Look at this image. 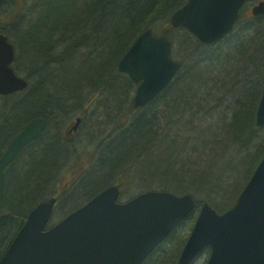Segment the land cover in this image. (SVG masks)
I'll return each mask as SVG.
<instances>
[{"label": "trees", "instance_id": "trees-1", "mask_svg": "<svg viewBox=\"0 0 264 264\" xmlns=\"http://www.w3.org/2000/svg\"><path fill=\"white\" fill-rule=\"evenodd\" d=\"M47 1L44 0L45 4ZM56 1L58 9H53L50 16L40 15L24 28L17 18L4 29L11 20L0 19V30L11 37V28L20 33L27 29L32 54L29 58L19 56L16 68L29 63L33 67L31 73L39 78L33 84L27 76V90L0 95V152L33 116L48 118L47 129L10 167L15 184L8 172L0 209L7 208L13 215L0 229V258L24 223L26 208L56 191L51 188L47 192V185L58 177L65 157L59 118L73 108L68 101L75 96L73 101L78 104L86 87L101 88L104 92L111 82L128 91L132 82L117 71V63L141 32L161 20L169 25L158 28L159 34L169 36L173 42L172 56L183 62L179 72L168 87L141 108L135 119L113 130L106 140L108 154H101L92 170L81 172L78 193L66 196L61 191L60 199L64 205H76L81 203L75 196L80 192L86 199L92 197L111 184L115 172L125 170L120 169L119 163L133 153L139 156L144 151L145 167L156 165L153 147H158L160 175L170 177L175 192L193 193L198 206L142 264H177L189 235L185 237V232L192 229L198 207L207 200V196H197V192L209 195L217 210H226L236 201L235 193L239 194L245 186L240 187L242 180L248 181L264 155V126L256 124L264 86V15L250 17L242 11L236 28L224 40L206 44L188 29L170 24L171 14L187 0H78L75 11L67 3L70 0ZM78 3L82 7H77ZM77 32L81 33L79 37ZM92 39L98 40L101 49L79 55L78 48ZM58 45L64 49L63 56H53ZM50 61L60 69L61 94L52 91L53 82L48 77L53 71L48 67ZM111 98L115 108H120V101ZM174 150L176 157L169 158L167 152ZM130 167L128 164V172ZM168 185L163 182L155 186L169 189Z\"/></svg>", "mask_w": 264, "mask_h": 264}, {"label": "water", "instance_id": "water-1", "mask_svg": "<svg viewBox=\"0 0 264 264\" xmlns=\"http://www.w3.org/2000/svg\"><path fill=\"white\" fill-rule=\"evenodd\" d=\"M246 0H188L171 15L173 26H184L199 40L214 43L236 26ZM264 14V0L253 6ZM172 41L144 30L118 63L137 87V107L152 101L173 80L182 62L171 56ZM15 46L0 31V94L23 90L28 80L12 63ZM78 117L69 132L78 129ZM257 125L264 126V89L257 109ZM47 126L35 117L0 155V201L5 190V167ZM119 187L112 185L74 210L56 225L46 228L56 198L40 202L28 215L0 259V264H141L144 259L196 207L188 193L148 190L125 203L117 202ZM9 214L0 216V229ZM206 246L212 251L207 264H264V156L237 198L218 212L204 202L178 264H191Z\"/></svg>", "mask_w": 264, "mask_h": 264}, {"label": "rangeland", "instance_id": "rangeland-1", "mask_svg": "<svg viewBox=\"0 0 264 264\" xmlns=\"http://www.w3.org/2000/svg\"><path fill=\"white\" fill-rule=\"evenodd\" d=\"M77 1L78 0H70L69 2L67 1V3L69 4L71 8H73L76 6ZM84 1H87V0H81V2H84ZM257 1L258 0H249L244 7L243 14L244 15L246 14L247 16L252 15L251 7ZM41 2H44V0H5V2L0 5V19L5 18L6 20H11V21L7 23L8 25H6L4 29L9 28L10 26L9 24H11L17 18L19 19L21 28L22 27L24 28V26L27 27L28 25L34 23L39 18L40 15H42V18L45 15L50 16L52 12L58 9V3L56 0H48L47 4H45L46 2H44V5H40ZM79 4L80 3H78L77 7L79 6L82 7V5H79ZM73 11H75V8H73ZM0 25H1V20H0ZM168 25H169L168 21L163 22L159 20L154 25L153 28L155 29L166 28L168 27ZM30 30L31 29H29V31ZM156 32L160 33L161 29L156 30ZM77 33L79 37L81 33L79 32ZM10 35H14L10 38L12 39V41H14L15 39L18 55L21 58H29V56L32 54V51H31V47L27 43V36H26L27 29L25 28V30L20 33L16 31L15 29L13 30L11 28ZM100 37L101 36H99L98 38ZM98 43L99 42L97 39L85 40L83 42L84 45L82 44L83 46H80V48H78L77 51L79 52V55L81 53L84 54V52H85L84 55L92 54L93 52L99 51L101 49V46H98ZM84 46L86 47L83 48ZM77 51L73 53L77 54ZM52 53H53V56H63L65 54L63 47L59 45L53 50ZM50 62L52 64L49 63L48 67H50L49 69L50 71L51 70L53 71L50 72V75L48 77H51L52 82H53L52 85L54 87L52 91L56 94H59V93L61 94L63 92L61 91L59 92V87H61L62 85L60 83V80H58V77L60 75V69H58V67L53 66L55 64L54 62L52 61ZM16 65H17V60L14 62V68L17 70V73L19 75L25 76V77L30 76L33 84L37 83L39 78L38 76L35 75L34 72L31 73L32 71L31 68H33V67H30L31 64L26 63V62L24 64L21 63L20 65H18L19 69L16 68ZM67 67L71 68L72 65L67 64ZM115 69H114V72L116 74ZM136 87H137L136 84H131L127 91V89L123 87L122 85L117 86L116 84H113L112 82L107 86L106 89H104V92H102L101 88L86 87L84 89V93L82 94L84 97L82 98L81 102L78 104L75 101H73L75 100L74 99L75 96H72V100L70 99V101H68V105L71 104L74 109L73 108L71 109L69 116H67L66 118H64L63 116L59 118L61 120V123L59 124L60 129L64 131L66 126L77 115H85L84 112L86 109H87L86 112H88V117L85 118L84 122L82 123L80 127L79 132L76 133L74 137H72L69 140H64L63 143L65 145L66 150H65L64 160L61 164L62 168L59 171L58 177H54L53 180L50 182V184L47 185V188H48L47 192H49L51 188H54V189H57L56 191L58 190L63 191V193L66 196H68L71 192H73L74 194L78 193L76 192V188L79 185V181L81 180V178H79V176L82 174L81 172L92 170V168L95 166V164L98 161V157L101 156V154L103 153L108 154L107 149L109 148L108 147L109 143L108 141L104 143L105 139H107L110 134L112 135L113 130L116 127H119L121 123L128 124L129 122H131L133 119L136 118L139 112L142 111V109H135L132 107L133 106V96H134ZM76 94L79 95V92L78 93L76 92ZM125 95H126V98L124 100V98L122 99V97ZM110 96L115 97L116 99L120 101L119 103L120 108L118 107L115 108L116 106L114 105V101ZM1 101L2 100H0V102ZM157 109L158 107L156 106L155 110ZM119 140H120L119 137L118 139L116 138V142H118ZM168 146L169 145L165 147L168 148ZM158 152H159L158 147L156 149L153 147V154H156V158H155L156 165L152 164V166H149V167H145V158L147 155L146 153H144V151L140 152L139 156L137 155L133 156L134 154L133 153L131 157H128V160L121 161L119 163L120 164L119 166L121 167L120 169H125V170H121L120 173L119 171L115 172V174L111 178V183L121 184L122 190L124 192V195L122 197L123 200H126L129 197L143 190H146V189H150V188L158 189V186H155V185H159V183H163V182H166L167 184H169L168 185L169 190L174 191L173 183L170 182L169 180L170 177L169 176L162 177L160 175L161 168L158 164V162H160V160L158 159ZM167 155H169V158H172V156L176 157L175 150L173 152L171 151L167 152ZM128 164H130L131 166L129 172L127 171ZM13 171L11 170L9 171V173L11 174L9 175L10 179L14 178L12 176L14 173ZM100 180H101V177L98 178V181ZM15 181H16L15 179H12L13 183ZM95 182H97V180ZM53 183H55L54 186H53ZM246 183H247V179L242 180L240 187H242ZM237 194L238 193H235L236 197H238L239 195ZM75 196H76V199H79V201L81 200L80 201L81 203L86 200V198L83 197L84 196L83 192H80L78 195H75ZM197 196H202V197L207 196L206 201H209V195L205 194L204 192H201V193L197 192ZM232 199L230 201H232ZM69 206L71 207L72 205H68V202L66 203V205H64L63 202L61 201L60 205L58 206L54 214L55 221L63 217L66 213H68ZM190 230L191 229L185 232V237L188 235V233H190ZM209 253H210V249L209 248L205 249V251L202 254H200V256L192 264H206L207 259L209 257Z\"/></svg>", "mask_w": 264, "mask_h": 264}, {"label": "bare ground", "instance_id": "bare-ground-1", "mask_svg": "<svg viewBox=\"0 0 264 264\" xmlns=\"http://www.w3.org/2000/svg\"><path fill=\"white\" fill-rule=\"evenodd\" d=\"M5 1H3V0H0V5L1 4H3ZM74 109V108H73ZM87 111V109L85 110V112L84 113H88V112H86ZM71 112V109H70V111L68 112V111H66V113H64V118H66L67 116H69V113ZM6 113H8V112H6ZM78 116V115H77ZM46 117V116H45ZM47 118V117H46ZM48 119V118H47ZM30 122V120H28V122H25V124L23 125V127H25L28 123ZM59 129H60V126H59ZM60 131V130H59ZM37 137V136H36ZM35 137V138H36ZM107 139H105V141H106ZM107 142V141H106ZM105 142V143H106ZM108 142H109V140H108ZM111 142V141H110ZM27 156L28 155H26V158H27ZM62 164V163H61ZM61 168H62V165L59 167V169H58V172L61 170ZM13 179V178H12ZM7 183H8V178H7ZM35 205H37V203L35 204ZM34 205V206H35ZM33 205H30L29 207H27L26 208V212L28 211V212H30V211H32L35 207H34ZM1 211H0V213H4V212H6V213H8V214H10V216H12L13 215V212L11 211V212H9L8 211V209L7 208H3V209H0ZM25 212V213H26Z\"/></svg>", "mask_w": 264, "mask_h": 264}]
</instances>
